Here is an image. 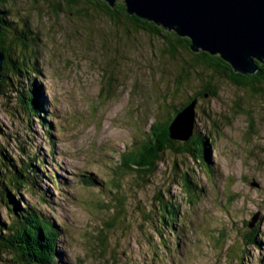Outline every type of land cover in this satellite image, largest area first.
<instances>
[{"label":"rangeland","instance_id":"rangeland-1","mask_svg":"<svg viewBox=\"0 0 264 264\" xmlns=\"http://www.w3.org/2000/svg\"><path fill=\"white\" fill-rule=\"evenodd\" d=\"M8 2L15 17L26 19L36 29L37 46L27 53L39 60L36 73L41 75L47 115L33 118L10 98L14 96L0 93V166L4 159L6 164L14 159L17 171L20 157L37 154L38 163L33 166L38 175L43 172L52 180L47 188L51 204L39 200L31 190L22 196L59 230L60 251L54 264H236L230 259L235 252L238 264H264V94L250 97L242 87L212 75L209 68L196 75L192 72L190 81L176 87L172 76L177 75L178 67L166 56L153 59L155 51L159 53L163 47L157 51L142 39L124 42V27L115 20L109 23L97 8H92L87 19L72 14L61 0ZM121 45L126 47L121 50ZM115 52L124 58L117 59L119 66L112 60ZM181 56L191 59L187 53ZM196 66L200 69L203 65ZM109 71L120 75L110 96L101 91L102 73ZM207 81L217 93L213 98L197 97L193 125L211 138L208 172L195 165L191 169L189 160L182 161L178 172L172 168L173 160L167 158L155 180L128 201L129 220L123 230L110 235V250L102 248L101 255L94 238L105 211L91 206L97 192L83 181L95 180L92 176L104 179L119 154L160 116L165 99L170 106L186 102L188 96L201 94ZM172 87L179 91L174 94ZM181 119L184 124L185 118ZM212 123L215 127L211 129ZM185 172L203 190L193 206L185 201L178 177ZM159 190L163 199L176 203L182 213L185 224L179 241L172 239L170 232L160 239L149 224L140 228L143 222L134 214L135 202L151 212ZM0 207L4 219L9 220ZM256 224L261 248L248 247L245 257L236 247L235 231ZM217 236L223 242L218 244ZM189 243L194 245L192 249ZM232 246L235 249L227 259L225 249Z\"/></svg>","mask_w":264,"mask_h":264},{"label":"trees","instance_id":"trees-1","mask_svg":"<svg viewBox=\"0 0 264 264\" xmlns=\"http://www.w3.org/2000/svg\"><path fill=\"white\" fill-rule=\"evenodd\" d=\"M42 1L47 2L48 0ZM61 1L75 16H83L88 19L90 13H93L92 8H97L101 14L105 13L109 23L115 20L116 23L124 27V42L131 39L139 42L142 39L148 40L150 46L155 47L157 51L158 47H163L159 50L160 54L155 51L153 59L158 61L161 60V57L166 56L178 67L175 70L177 75H171L174 79L173 82L177 84L176 87L182 81H190L193 76L192 72L196 75L198 70L209 68L212 75H218L232 84L242 87L250 97L264 94V62H257L258 71L254 74L234 73L231 67L218 56L202 51L191 52L189 40L178 36L175 31L163 29L150 21L130 15L123 0H114L113 6L104 0ZM8 4V0H0V53L4 57L0 93L4 92V96H14V98H10L17 100L16 104L21 105V109L33 118L47 115V101L42 84L39 82L41 75L36 73V63L39 60L35 57L32 59L27 53V49H34L37 46L36 29L33 30L26 19L15 17L12 14L14 10ZM88 8L90 9L88 10ZM117 40L121 41L120 38ZM106 41L110 42L109 39ZM99 47L101 49L103 45L100 44ZM123 47L126 45H121L120 49L122 50ZM184 53L191 56L189 61L181 56ZM118 58L124 59L120 52H115L112 60L116 66H119ZM197 63L203 66L198 69ZM97 67L101 68L100 65ZM101 69L103 72L104 68ZM104 74L102 73L101 77L103 80L101 91L110 96L111 92L116 89L120 75H115L113 71ZM210 83L209 81L205 83L201 94L188 96L186 102H181L178 105L170 106L165 99L161 104L160 116L154 119L149 130L142 137L135 138L129 148L119 154L118 161L111 166V170L104 176V179L92 176L95 180H82L87 187L93 185L97 192L91 200V206L94 204L95 209L105 211L100 218L101 230L97 228V236L94 238L97 239L101 255H103L104 249L110 250V235L113 236L117 233V229L123 230L122 226L125 227V222L129 220L128 215L131 213L128 201L132 200V196L135 197L139 190L148 187L155 180L156 174L161 170L160 165L167 162V158L173 160L172 168L178 172L183 160L190 161L191 169L195 165L208 172L211 165L209 159L212 145L209 135H202L199 129L193 125L191 136L185 141H177L171 138L169 128L176 116L195 100L197 101L198 96L208 95L213 98L216 95L217 91H215V87L212 88ZM171 91L176 94L179 90H174L172 87ZM252 124L251 126H253ZM213 127H215L214 123L209 125V128ZM42 128L47 129L45 125ZM50 152L52 151L50 150ZM37 157V154H33L32 157L26 155V159L20 157L18 159L20 169L17 171L14 159L12 161L14 164L10 161L6 164L3 158L4 162L0 166V205L10 217L6 221L0 210V264H54L57 252L60 251L57 246L60 236L58 228L46 215L40 212L37 206L27 203L22 196L23 193L31 190L39 200L51 204L50 192L47 188L52 180L46 177L43 172L38 175V169L33 166L38 163ZM41 162L44 164V161ZM178 177L181 185L184 186L185 201L193 206L198 200V194L200 195L203 190L193 184L192 176L189 173H181ZM45 181H48V184ZM163 194L161 190L157 191L153 197L151 212H147L145 205L138 207L133 200L134 207L136 206L134 214L139 222H143L140 228H143L145 224L151 225L155 235L160 239L165 238L169 231L176 228L175 224L179 213L178 205L168 199L164 200ZM259 228V224L247 225L246 229L236 228V247L238 246L240 253L245 257L248 247H257L261 244L262 236ZM216 242L218 243V240ZM161 245L170 248L164 243ZM218 246L221 247V245ZM234 249L233 246L225 249L224 256L228 259ZM238 258L239 254L235 252L234 257L230 259L238 264ZM241 260L243 261L244 258Z\"/></svg>","mask_w":264,"mask_h":264},{"label":"water","instance_id":"water-1","mask_svg":"<svg viewBox=\"0 0 264 264\" xmlns=\"http://www.w3.org/2000/svg\"><path fill=\"white\" fill-rule=\"evenodd\" d=\"M113 6L114 0H104ZM127 12L189 40L193 53L218 56L234 73H256L264 62V0H123ZM4 57L0 53V80ZM180 117L185 118L184 124ZM194 102L172 121L173 140L193 129Z\"/></svg>","mask_w":264,"mask_h":264}]
</instances>
